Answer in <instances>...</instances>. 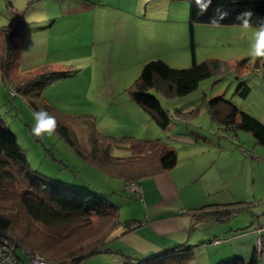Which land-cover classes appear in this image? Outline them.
<instances>
[{"label":"rangeland","instance_id":"rangeland-1","mask_svg":"<svg viewBox=\"0 0 264 264\" xmlns=\"http://www.w3.org/2000/svg\"><path fill=\"white\" fill-rule=\"evenodd\" d=\"M31 2H20L19 8ZM99 4L95 12L86 15L75 16V12L67 14L63 19L74 21L72 24L58 25L57 35L52 31H42L44 34L39 36L45 37L47 43L51 44L45 59L58 61L57 66L60 63L65 65L61 70H67V75L41 88L43 97L53 109L49 113L63 122L73 115L91 114L98 122L99 132L116 138L132 136L166 141L180 130L203 132L208 141L202 142L205 146L198 154L207 164H214L206 170L207 175L213 176L207 179L221 186L219 195L224 200L221 203L232 202L231 215L221 217L218 222L221 235L216 232L210 237V228L205 233L187 236V244H195L196 259L193 264H204V257L221 256V247L228 246L225 244L228 241L224 237L225 232L230 233L232 228L236 231L250 230L254 222H264V146L248 131L226 129L219 125L205 107L201 108L200 113L182 115L181 112L188 104L195 108L203 106L205 97L224 96L264 122V57L247 55L255 26L247 30V34H242L239 24L196 23L191 30V0H99ZM10 9H13L10 0H0L1 43L5 27L12 22L13 13L16 12L12 10V13ZM20 12L25 21V39L28 30H31L30 20L34 19V15L25 16V9ZM193 54L198 62L219 59L229 63L230 68L202 79L197 89L185 96L159 95L161 105L170 117L169 128L164 129L133 100L130 88L148 61L162 59L173 67L186 68L192 65ZM42 58H29L20 67L19 62L17 65L16 62L12 63L9 77H5L0 70V113L26 150L31 167L65 185L107 198L120 208L122 221L142 220L144 203L122 178L109 175L93 162L84 160L56 130L50 136L36 137L32 134L33 114L36 111L26 97L14 95L10 90L16 84L22 86L53 71L41 64L44 63ZM39 64V68L33 72L21 73L23 66ZM18 67L20 72L17 71ZM243 81L250 87L246 97L236 92ZM47 108L42 107L44 110ZM120 116L126 117L124 122L114 123ZM111 122L110 127L105 126V123L108 126ZM119 131L118 135L110 133ZM75 133L81 147L89 149L88 127L78 126ZM139 186L143 194L140 182ZM14 188L0 191V210H11L10 217L14 220L11 235L17 238L15 241L27 247L28 242H34V239L39 241L40 250L31 252L52 258L54 255L62 256L71 248L78 249L81 240L87 238L85 232L97 226L86 225L83 221L78 227L45 226L35 222L20 211L11 199ZM136 214L138 218H135ZM97 218L92 216V222ZM215 235L221 238V244L199 243ZM18 253L24 255L21 246ZM102 257H105L104 254H99L94 259Z\"/></svg>","mask_w":264,"mask_h":264},{"label":"trees","instance_id":"trees-1","mask_svg":"<svg viewBox=\"0 0 264 264\" xmlns=\"http://www.w3.org/2000/svg\"><path fill=\"white\" fill-rule=\"evenodd\" d=\"M217 9L227 13V16L219 24H239L237 17L244 12L253 13V26L264 22V0H213L207 13L203 15L199 14L195 0H191V30L196 23L213 24L212 18L217 15ZM19 14L18 11L13 13L12 22L5 27L4 40L2 43L0 42V70L5 77H9L11 71L9 66L14 62L17 65L21 56L25 21ZM228 68H230L229 63L219 59L198 62L195 54H193L192 65L186 68L173 67L162 59H153L143 66L138 79L130 88V95L152 120L160 127L168 129L170 117L162 107L159 95L185 96L197 89L202 79L211 76L214 72L224 71ZM66 72L67 70L50 71L48 75L38 76L22 86L16 84L14 87L16 93L12 91L13 89L10 91L14 95L21 94L22 97H26L35 111L44 110L42 107H48L45 110L53 112L52 107H49L50 103L43 97L41 88L54 79L67 75ZM249 91L250 87L243 81L239 84L236 92L246 97ZM203 107L209 111L212 119L219 125L222 124L226 129L239 128L248 131L257 142L264 146V122L240 109L224 96L205 97L203 106L181 114L200 113ZM56 120V131L67 141L70 148L84 160L87 159L99 166L105 173L122 178L125 184L130 181L140 182L141 178L145 176L163 170H171L178 163L176 148L165 143L161 138L140 139L132 136L116 138L110 134L99 132L94 117L88 114L73 115L70 120L65 122ZM78 126L88 127L89 149L82 148L76 140L75 132ZM114 151H119V153H114ZM13 186L15 187L14 195L11 199L20 211H23L35 222L45 226L73 225V227H78L82 221L86 225H97L92 226L89 232H85L87 238L81 240L78 249L71 248L68 253L66 252L62 256L54 255L53 258L40 253L52 262L83 264L104 247L115 231L122 229L123 232H127L130 228L143 224L137 219L122 221L120 208L107 198L65 185L60 180L51 179L33 169L26 150L21 146L17 135L10 129V126H7L0 113V191L8 190L9 187L13 189ZM43 196L47 197L43 198ZM231 206L232 202L213 203L193 209L192 212L197 219L216 218L221 221V217L225 218V216L231 215ZM10 212V209L0 210V239L10 236L17 240L11 235L14 220L10 217ZM92 216L98 217L95 222H92L95 219H91ZM16 242L17 246H21L23 250L25 248L29 251L40 250L39 241L35 239L34 242L27 243L28 247ZM199 243L207 244L210 241ZM194 247L195 244L183 242L167 247L160 252L139 257L125 254L127 256L125 263L193 264L196 259ZM262 254L263 252L259 253L255 248L249 260L233 256L221 260L217 264H258ZM19 255L22 258L25 257V255Z\"/></svg>","mask_w":264,"mask_h":264},{"label":"crops","instance_id":"crops-1","mask_svg":"<svg viewBox=\"0 0 264 264\" xmlns=\"http://www.w3.org/2000/svg\"><path fill=\"white\" fill-rule=\"evenodd\" d=\"M22 1L28 0H10L12 10L20 12L25 9V16L28 17L33 14L34 19L30 20L31 30H28L29 34L23 39L25 41L21 45L19 67L29 58L36 59L43 56L41 61H44V63H41L42 65L48 66L51 70L57 68L56 71H62L61 69L65 65L59 63L57 66L58 61L45 59L51 44L47 43L45 37L39 36L44 34L42 31L47 33L52 31L57 35L56 27L58 25L62 23L72 24L74 21L63 19L67 14L71 15L75 12L74 15L76 16L95 12L97 5H100L99 0H30L33 1L31 4L29 3L28 6L20 9L19 6ZM27 27L28 22L26 29ZM41 64L23 66L21 73L24 75L33 72ZM19 67L17 71H19ZM59 67L61 68L58 70ZM194 108L193 105L188 104L187 107L182 109L181 113L189 112ZM147 115L149 116V114ZM124 119L126 117L121 118L120 116L114 123H123ZM106 123V127L112 125V122L108 126ZM121 131L110 133L118 135ZM207 139L208 137L203 132L195 129L190 131L180 130L168 137L165 143L175 147L178 151V163L171 170H163L141 178L140 184L144 191L143 199L140 200L143 201L144 207L142 220L140 219V221L143 224L132 227L127 232L118 229L109 237L104 247L83 264H113L125 261L126 255L139 257L160 252L172 245L187 242V236L199 235L200 232L205 233L210 228V237L212 233L216 232L221 235L222 230L218 223L219 220L216 218L197 219L192 212L193 209L201 206L224 201L221 200V195H219L221 194V186L215 185L207 179L213 176L207 175L206 170L211 166L213 167L214 164H207L205 159L198 154V152L203 151L205 145L202 142H207ZM138 217L139 215L136 214L135 218ZM263 226L264 222L258 220L257 223L254 222V226L250 230L236 231L232 228L230 233L225 232L224 237L228 240L225 244L228 246L221 247V256L204 257L206 259L204 264H216L221 261L222 257L224 260L233 256H240L249 260L254 253L259 238L261 239L263 252L260 258H264V231L262 233L258 231ZM214 238L220 237L213 236L209 240L211 244H213L211 240ZM197 240H200V238ZM99 254H104L105 257L94 259ZM263 262L264 259H260L259 264H264Z\"/></svg>","mask_w":264,"mask_h":264},{"label":"clouds","instance_id":"clouds-1","mask_svg":"<svg viewBox=\"0 0 264 264\" xmlns=\"http://www.w3.org/2000/svg\"><path fill=\"white\" fill-rule=\"evenodd\" d=\"M212 2L213 0H195L199 14L203 15L207 13L208 9L212 5ZM226 16V12L217 9V15L212 18V23L219 24V22L222 21ZM252 17V12H244L237 17V20L240 22L239 27L242 34H247V30L253 28ZM247 55L252 57H264V22H260L251 32V39L249 40ZM33 119L34 125L31 128V132L36 137H42L44 135L50 136L57 128L56 118L47 110L34 112Z\"/></svg>","mask_w":264,"mask_h":264},{"label":"built area","instance_id":"built-area-1","mask_svg":"<svg viewBox=\"0 0 264 264\" xmlns=\"http://www.w3.org/2000/svg\"><path fill=\"white\" fill-rule=\"evenodd\" d=\"M15 92V88L12 90ZM129 188L132 189L137 198L142 199L143 194L139 186L138 181H130ZM258 231H264V226L259 228ZM221 241L220 238L213 239L212 243H219ZM257 250L259 253H262V243L261 240L258 241ZM25 255L22 258L18 253L17 242L14 238L10 236H5L3 239H0V264H67L65 262H52L47 260L43 255L38 252H31L25 248L23 250ZM113 264H126L125 262H117Z\"/></svg>","mask_w":264,"mask_h":264}]
</instances>
